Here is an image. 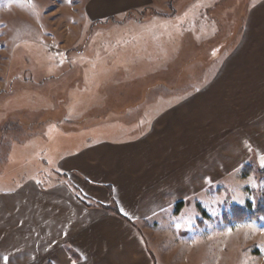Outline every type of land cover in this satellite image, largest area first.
<instances>
[{
  "label": "rangeland",
  "instance_id": "obj_1",
  "mask_svg": "<svg viewBox=\"0 0 264 264\" xmlns=\"http://www.w3.org/2000/svg\"><path fill=\"white\" fill-rule=\"evenodd\" d=\"M90 1L0 0V193L27 181L43 188L65 182L56 164L85 141L117 139L109 133L121 129L129 131L122 138L137 140L171 108L184 109V98L225 73L256 0H153L98 22L87 17ZM219 103L217 113L199 104L204 113L183 120L216 135L226 114ZM259 118L262 127L264 113ZM258 152L234 166L223 151L222 167L212 153L213 176L229 173L222 185L183 205L175 232L146 233L159 264H264Z\"/></svg>",
  "mask_w": 264,
  "mask_h": 264
},
{
  "label": "crops",
  "instance_id": "obj_2",
  "mask_svg": "<svg viewBox=\"0 0 264 264\" xmlns=\"http://www.w3.org/2000/svg\"><path fill=\"white\" fill-rule=\"evenodd\" d=\"M152 2L91 0L85 9L98 22ZM244 16L225 73L184 98V109L171 108L137 140L122 138L129 131L121 129L109 133L117 139L85 141L56 164L65 182L43 188L27 181L0 193V264H159L146 233L151 228L175 232L174 224L185 219L174 214L222 185L229 173L220 168L224 174L213 176L212 153L214 164L222 167L223 151H231L234 166L264 151L258 139L264 127L259 123L264 113V0L253 1ZM226 101H235V107L223 105ZM217 102L226 114L215 125L216 135L183 120L185 114L204 113L199 104L217 113ZM27 187L30 191L24 192Z\"/></svg>",
  "mask_w": 264,
  "mask_h": 264
},
{
  "label": "trees",
  "instance_id": "obj_3",
  "mask_svg": "<svg viewBox=\"0 0 264 264\" xmlns=\"http://www.w3.org/2000/svg\"><path fill=\"white\" fill-rule=\"evenodd\" d=\"M183 207V203H181V204H179L178 206H177V210H179L180 211V209Z\"/></svg>",
  "mask_w": 264,
  "mask_h": 264
}]
</instances>
